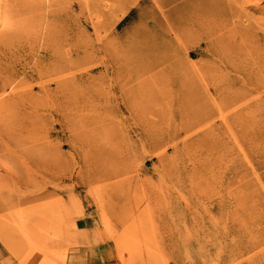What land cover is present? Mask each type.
I'll return each instance as SVG.
<instances>
[{"label": "rangeland", "instance_id": "1", "mask_svg": "<svg viewBox=\"0 0 264 264\" xmlns=\"http://www.w3.org/2000/svg\"><path fill=\"white\" fill-rule=\"evenodd\" d=\"M93 244L264 264V0H0V264Z\"/></svg>", "mask_w": 264, "mask_h": 264}, {"label": "crops", "instance_id": "2", "mask_svg": "<svg viewBox=\"0 0 264 264\" xmlns=\"http://www.w3.org/2000/svg\"><path fill=\"white\" fill-rule=\"evenodd\" d=\"M92 223L90 220L85 221V229L87 231L95 228ZM105 260V254L97 244L74 248L66 257L67 264H105Z\"/></svg>", "mask_w": 264, "mask_h": 264}]
</instances>
